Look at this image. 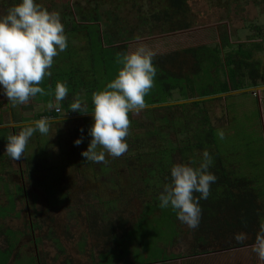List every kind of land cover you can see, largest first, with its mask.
Returning a JSON list of instances; mask_svg holds the SVG:
<instances>
[{"label":"rangeland","instance_id":"374dc122","mask_svg":"<svg viewBox=\"0 0 264 264\" xmlns=\"http://www.w3.org/2000/svg\"><path fill=\"white\" fill-rule=\"evenodd\" d=\"M3 1L4 0H0V3ZM39 1L48 8L59 11L62 17V12L65 10L67 5L72 6L78 1L81 2L82 5H85L87 0ZM241 1L238 0V3H233L229 0H193L190 3L192 8V28L183 31L149 36H147L148 34L144 32H140L142 37L130 43L129 52L134 50L140 44L154 49L156 56L168 55L170 53L176 52L177 50L188 47H197L200 45H219V47L222 48L226 43L223 37L225 34H227L229 41L233 45H236L240 42H248L249 40L261 42L263 48L260 49V51H257L255 55L258 58L264 60V6H257L254 3L243 5V2L246 0ZM110 7L111 6L109 3L103 6L104 9ZM5 10L6 7L0 4V14L5 12ZM126 17L127 20L134 19L133 14L127 15ZM259 27H261V29ZM261 35L263 36L261 37ZM74 42L76 44L79 43V41ZM222 55L224 56V52ZM208 58L210 57L205 59L199 74L197 73L195 75L200 79L196 82L197 86H199L198 84L201 81L205 82L206 85L208 83V75L210 74V64L209 60H207ZM96 61L98 62L99 73H97V76H99L101 80H104L105 75L102 73L100 57L98 55L96 56ZM187 62L189 65L188 68L182 70L181 72L178 65L173 68V72L176 76H180L181 73H185L189 70V67L192 64V59H190V61L188 60ZM108 66L110 71L113 69H115V71L116 69L119 71L117 62L113 60H110ZM117 74L118 72H108V79L112 81L117 76ZM221 79H223V77ZM97 83L98 89L102 90L104 88L102 84L100 82ZM66 84L67 86L69 85V83ZM215 85L216 84L214 83L213 87H215ZM246 85H248L247 88H244L246 91L226 93L224 95H220L221 98H219L220 96H217L215 98L219 99L208 101L203 104V106L209 111L212 122L224 132V134L222 133L223 135H221V133L217 134V144L219 145L220 153L223 154L227 160V165H232L234 168L236 167L235 169L237 174L242 176L244 175L252 179L255 185H257V188L260 189V191H264V94L259 93V90L256 88L253 89L250 84ZM160 86L161 83H156L155 79L152 89L145 97L146 106L150 105L154 107L160 104H172L173 102L181 101L179 99H174L170 100L169 102L151 104L153 93L155 91H153V89H158ZM166 91L167 90L165 89L164 92H159L161 97L165 96V99L170 97L168 96L169 94H166ZM255 92L259 93L257 97L254 95ZM172 93L173 98H178L181 95L179 90H173ZM6 99L7 98L2 94V92H0V111L4 112L2 116L5 117V122L9 124V116L11 117L12 112H17H15L14 109L18 110L20 106L22 107L23 105L30 104V102L28 101L25 104H19L13 107L7 102L8 99L7 101ZM36 105V103H31L30 105L23 106L22 110L30 109V107L35 111L41 110L42 106L39 105L38 107ZM141 111L143 110L134 113V117H143L149 120V116H142L141 114H144L145 112ZM158 113V119L149 122V127L150 125L157 128L158 126L162 128L163 125L165 127L164 121L166 120L168 114H164L163 110H160ZM84 119L85 118L83 117L73 118L67 123L60 124V129H57L58 131H56L54 134L50 135L49 137L42 135L43 141L40 142L38 146L36 137L32 136L29 140V142L31 141L30 146L28 144L26 146V155L24 153L23 162H20V160L17 161L11 159L5 152L7 143L3 144V141L1 143L3 147H1V149L4 152V157L7 160L6 164H9L8 167H6V173L0 172V217L8 216L11 211H13V204L11 203L9 206L6 193H15L14 187L16 183L18 184L22 182L23 185L28 187L29 192L32 195H35V197H30L28 200L19 195L17 196L16 204L19 210H14L13 212H17V214L19 213L18 218L21 219H19L20 223L17 220L18 218L15 219L13 217L9 219L4 218L0 221V231L2 230L4 232L2 234L0 233L1 249L7 248L9 245V234L5 233V228L9 227L14 230H22L24 227H26L25 231L22 230L21 236L19 237L21 247L26 248L21 249V251L25 253V256H22L16 260L14 264H29L30 262H33L31 257L34 256V252L32 250L34 248L33 240L35 238L41 241V250L46 256L50 258L48 261L50 262L49 264H60L65 257L70 258L72 261H76L78 263H84V261L89 259L96 257L98 258V254L104 252L101 243L94 244L92 242V246L88 245L87 243V247H81L83 240H85L86 243L89 224V221L85 217L84 210H82L83 202L84 204H92L91 201L82 199L81 194L83 192H95L97 189H99V194L110 195V192L106 190L109 188L106 185L105 188H103V185L100 183L102 180H100V182L98 181V175L96 174L94 168H79L81 162L77 158L71 159L70 163L64 164L68 165L60 170L55 169L51 174L47 173L48 171H45L47 169L51 171L53 168L58 167L57 165L63 164L62 162L64 161V157L69 156V154L64 156L57 154V152L62 148L66 153H69L73 144L70 142L69 135L72 134V131H74L76 127L80 126L79 122L83 124ZM3 132L4 130L0 131V133ZM35 149L42 151V154L36 158L41 161H35L36 159L30 160ZM25 157H27V161L25 160ZM106 157H108L107 154ZM32 161L34 162L32 165H30V162ZM76 168L78 171H82V174H77L75 171ZM36 169H39V171H34L33 173L29 174L31 170ZM8 170H10L11 173ZM43 171L45 172V175L42 173ZM21 173L24 175V177L20 175ZM53 173H56L57 176L59 175V177L62 176L61 180H59L60 182L69 183L68 188H70L71 193H69V200L66 202L69 203L70 206H66L65 202V205L62 207L50 208L51 204L48 202L50 193H48L46 186L51 180V176H54ZM92 179H95L96 182H98L96 187L91 184ZM5 182L11 184L12 187L10 191L7 189L8 186ZM122 186V193H120L118 190H111V193L113 195L117 193L120 195L125 194L131 199V201L127 205L122 206L121 210L118 212V214H122L128 219L129 228L139 218L140 212L142 211L143 213V207L146 202L143 203L142 198L140 200L135 194H133L131 197L130 188L124 190L126 186L125 179L122 183ZM84 187L88 188L89 190L81 191L80 188ZM93 187L95 189H93ZM156 187L157 186L154 185L151 186V188L158 190ZM61 188L62 187L59 186V194L57 192L56 198L60 199L66 195V192H62L65 190H62ZM132 190L134 191L135 188L133 187ZM150 194H152L151 190ZM28 204L30 207H26ZM39 209L41 212H43L41 217H38L35 212ZM173 212L174 211L171 209V214L170 210H168L158 220L157 224L155 223V225H158V227H164L158 240L163 239L165 235H169V232L174 235V233L171 231L174 228V220L171 222V226L169 223V221L174 218ZM30 213H33V215L30 216ZM30 218L32 219V222L39 224L40 226L34 231L29 229ZM180 223L181 237L178 239L177 244L174 246H168L166 248L169 254L183 253V251L186 249V245L183 246L179 241L188 239L191 236L189 233L190 228L185 223H182L181 221ZM49 226L53 227L52 232L50 231ZM55 239H58L61 242L65 250V255H59L58 249L55 245ZM178 243H180L181 246H178ZM182 243H184V241ZM159 252L160 250L155 247V245H153V248H150V250L146 251L145 256L137 251H134L133 254H137V256H134L135 262L138 264H146V262L152 261L151 259H153L154 256L158 257L160 255V257H163V253ZM3 254L4 253L0 251V264H4L5 261L3 260L5 257ZM113 259L114 258H110L109 262H114Z\"/></svg>","mask_w":264,"mask_h":264},{"label":"trees","instance_id":"16d2710c","mask_svg":"<svg viewBox=\"0 0 264 264\" xmlns=\"http://www.w3.org/2000/svg\"><path fill=\"white\" fill-rule=\"evenodd\" d=\"M192 1L87 0L85 5L79 1L72 6L67 5L61 18L68 38V47L54 57L51 77H45L40 84L45 89V94L37 95L52 103L57 82H66L69 83L70 90L65 99L61 101V107L70 111L71 103L79 97L86 103L87 109L93 111L92 95L99 90L97 82L105 87L111 82L108 79V72H118L117 69V72L115 69L111 71L108 69L110 60L117 62V54L129 52L130 43L141 38L143 32L149 36L192 28L190 4ZM229 1L238 3V0ZM3 2L6 10L2 15L6 14L7 10L18 0H4ZM38 2L41 3L39 0ZM107 3L111 7L104 9L103 6ZM249 3L264 6V0H246L243 5ZM41 4L48 10H52L43 3ZM130 14H133V20H127L126 16ZM259 28L261 29V27ZM223 39L226 43L222 48L219 45H200L154 57L153 63L157 68L155 79L156 83H161V86L158 89H153L155 91L151 104L169 102L174 99L205 98V100L198 99L183 104H168L142 109L144 114L150 116L157 117L160 110H163L164 114H168V116L165 121L163 120L165 122L164 129L160 126L158 128L147 126L146 134L149 137L147 141L151 144L150 151H143L144 155H140V160L144 159L143 161L146 162L156 160L160 163L165 160L170 163L174 160L175 150H179L187 162L192 163L194 161V166H199L205 151L212 157L209 171L216 175L217 180L211 184L208 198L200 200L202 216L197 236L203 242L206 240L205 234L208 235V230L213 226L211 221L215 220L221 224L222 220L219 213L223 209H228L224 205L226 201L229 202L230 209L233 205L238 208L239 202L244 205L240 216L231 217V220H242L244 226H247L249 230H252L255 224L258 226L264 224V217L261 213L264 205L259 206L256 203V199L260 198L263 192L252 186V179L238 176L231 166L228 167L227 160L220 153L217 144V134H224V132L212 122L209 111L203 106L206 102L214 100V96L231 90H242L247 88L248 85L246 84H250L252 87L260 84L258 80L264 79V66H262V60L257 58L255 53L260 51L263 45L255 40L233 45L227 34L224 35ZM74 41H79V43L76 44ZM223 52L224 56L222 55ZM97 55L100 57L102 73L105 75L104 80L97 76ZM207 57L211 58L207 59L210 64L208 83L206 85L205 82L201 81L197 86L196 82L200 79L195 75L199 74ZM189 58L192 59L189 70L181 73L180 76H176L173 68L178 65L180 72L188 68L187 61H190ZM117 64L118 69H120L122 65L118 62ZM222 77L223 79H221ZM214 83L216 84L215 87H213ZM165 89L167 90L166 94L170 96L166 99L165 96L161 97L159 93L160 91L164 92ZM173 90H179L181 95L178 98H173ZM82 93L84 95L81 96ZM55 108L47 110L46 117L57 116L58 112ZM2 124L0 119V125ZM2 130H4L7 139L10 128H1L0 131ZM154 137L157 138L158 142L155 141L152 144L151 139ZM5 160L0 143V170ZM25 160L27 161V157ZM242 183L244 186L240 185ZM243 192L246 194L241 201L240 195ZM195 195L199 196V193H195ZM211 204L214 208L211 207Z\"/></svg>","mask_w":264,"mask_h":264},{"label":"flooded vegetation","instance_id":"af4514ba","mask_svg":"<svg viewBox=\"0 0 264 264\" xmlns=\"http://www.w3.org/2000/svg\"><path fill=\"white\" fill-rule=\"evenodd\" d=\"M0 4L5 6L4 2H1ZM261 60L264 66V60ZM258 81L260 84L258 86H254L253 88L264 87V79H259ZM258 90L259 93L264 94V88ZM234 92L242 91L231 90L227 93ZM259 93L255 92L254 95H256L257 97ZM224 94L226 93H223L221 95ZM217 96H214V98ZM219 98H221V96ZM146 107L153 106L148 105L145 106V108ZM134 113L129 114L130 129L129 134L126 137L128 150L122 156L114 158L108 155V157H106V162L96 164L94 162L86 161V159L81 155L82 151L88 148L91 141V136L88 134V131L93 124V118L92 116H90L83 120V124L79 122L80 126L76 127L75 130L72 131V134L69 135L70 142L73 143L71 146L72 149L69 151V153H66L61 147V150L57 152V154L64 156L66 154H69V156L64 157V161L62 162L63 164L57 165L58 167L53 168L51 171L49 169L45 170L48 171L47 173L51 174L55 169L60 170L64 168L66 165H68L64 164L70 163L71 159L77 158L81 162L79 168H94L96 174L98 175V181L100 182V180H102V182L100 183L103 185V188H105L106 185L110 189H106L110 192V195L99 194V189H97V191L95 192H83L81 194L82 199H87L92 202V204H84L83 202L82 206V210H84L85 217L89 221V224L86 243L85 240H83L81 247H87V243L90 246H92V242L94 244L101 243L104 252L99 253V257H96L97 259L92 258L84 261V263H78L76 261H72L70 258L65 257L60 264H138L134 259V256H137V254H133V252L137 251L145 256L146 251L150 250V248H153V245H155V247L160 250L159 253H163V257H160V255L158 257L154 256V258L151 259L152 261L146 262V264H264V260H261L252 250V246L255 243L256 235L260 230V226L255 224L253 229L249 230L247 226H244L242 220H231V217H238L243 211L244 205L241 202H239L238 208L233 205L231 209L229 207L228 201L224 203V205L227 206L228 209H223L219 213L222 220L221 224H219V222L215 220L211 221V225L213 226L210 230H208V235L205 234L206 240L204 242L197 236V230L199 226L195 229L190 228L189 233L191 234V236L188 239L179 241L183 246L186 245L185 251H183V253L181 252L172 254H169V252H167L166 248L168 246H174L175 244H177L178 239H180L181 237V223L177 219L176 213L173 212L174 218L170 220L169 223L171 226V222L174 220V228L173 230H171L174 235L169 232V235H165L163 239L158 240L160 233L164 227H158V225H155V223L157 224L158 220L168 210H170L171 213L170 207L167 209H161L159 207L158 197L160 192L163 190V187L171 183L172 166L176 163L191 162H187L182 154H180L181 152L179 150H175L174 160L170 163L165 160L161 161L162 163L156 160L148 162L143 161L144 159L140 160V155L143 154V151H150L151 146V144H149V141H147L149 140V137L146 134L148 131L146 127L148 126L149 122L158 119L159 116H150L149 114L142 113V116H149V120H147L143 117L135 118ZM134 121H137V123H134ZM57 129H60V127L54 123H51L50 131L48 134H46V137L54 134L56 131H58ZM81 129H83V133L81 132ZM17 133L18 132H16V134ZM82 135L83 142L79 146H76L74 144V141ZM33 136H35L40 142L43 141V136L38 131L35 132ZM156 139V137L151 139L152 144H154L153 142L155 141L156 143L158 142ZM29 143H31V141ZM23 159L24 156L22 157L20 162H23ZM6 162L7 160L3 162V167H1L0 172L6 173V167H8L9 164H6ZM33 162L34 161L30 162V165H32ZM229 166H231L233 170L236 171V167L234 168L232 165H228V167ZM8 171L10 172V170ZM34 171H39V169H36ZM75 171L77 172V174H82V171H78L77 168L75 169ZM31 172L32 170L29 173ZM42 173L45 175L44 171ZM20 175L24 177L22 173ZM53 175L54 176H51V180L47 183L46 186L48 193H50L49 199L51 200L50 201L48 199V202H50L51 204L50 208L62 207L65 205V202L69 200V193H71L70 188H68L69 183H62L59 181L61 180L62 176L59 177V175L57 176L56 173H53ZM237 175L242 176L239 174ZM124 179L126 181L124 190L130 188L131 197L133 196V194H135L136 197H139L140 200L142 198L143 203L146 202L143 207V213L142 211L140 212L139 218L129 228L128 219L125 218L122 214H118V212L121 210V207L127 205L131 201V199L125 194L120 195L119 193H117L113 195L111 193V190H118L120 193H122V183ZM237 181H239V179H237ZM5 183L8 186L7 189H9L10 191L12 187L11 184L7 182ZM91 184L96 187L98 182H96L95 179H92ZM152 185L157 186L156 188L158 190H156L155 188H151ZM240 185L244 186V183ZM59 186L62 187V190H65L62 192H66V195L61 197L60 199L56 198ZM252 186L256 190L260 191V189L257 188V185H255L254 181ZM94 187L93 189H95ZM133 187L135 188L134 191L132 190ZM14 188L15 193H6L9 201V206L11 205V203L13 204V211L19 210L16 204V198L18 195L24 197L26 200H28V198L30 197H35V195H32L29 192L28 187L23 185L22 182L18 184L16 183ZM80 190L84 191L89 189L84 187L80 188ZM150 190L152 194H150ZM262 192L263 195L260 198L256 199V203L259 206L264 205V191ZM244 194L246 193L243 192V194L240 195L242 198L241 201L243 200ZM66 206H70V204L66 202ZM26 207H30V205L28 204ZM211 207L214 208L213 204H211ZM13 211H11L8 216L0 217V221L4 218H18L19 213L17 214V212ZM230 211L232 213V216ZM35 212L38 217H41L43 215V212H41L40 209ZM261 213L264 216V208L261 210ZM32 215L33 213H30V216ZM19 219L20 218L17 219L18 222ZM29 222V229L31 231H34L36 228L40 227L39 224H35L34 222H32L31 218ZM49 227L50 231L52 232L53 227ZM5 229V233L9 234V245L7 248H0V251L4 253L3 256H5L3 259L5 260L4 264H14L16 260H18L22 256H25V253L21 251V249L25 247H21L19 237L21 236L22 230L25 231L26 227H24L22 230H14L9 227ZM0 233L2 234L4 232L1 230ZM239 233H244L246 236V239L243 242H238L235 238ZM183 241L184 243H182ZM180 243H178V246H181ZM55 245L58 249L59 255H65V250L58 239H55ZM33 246L34 248L32 251L34 252V256H32V254V257L30 256L33 259V262H30L29 264H49L50 262L48 261L50 258L46 256L41 250V241L35 238L33 240ZM110 258H114V262H109Z\"/></svg>","mask_w":264,"mask_h":264},{"label":"clouds","instance_id":"9594fccd","mask_svg":"<svg viewBox=\"0 0 264 264\" xmlns=\"http://www.w3.org/2000/svg\"><path fill=\"white\" fill-rule=\"evenodd\" d=\"M67 47L68 38L60 12L48 10L38 0H18L6 14L0 15V92L13 107L27 103L37 94H45L40 84L45 77H51L54 57ZM155 56V50L143 44L130 52L117 54V62L122 67L111 82L93 93L94 110L89 111L79 97L71 103L72 111L92 113L93 124L88 131L91 141L81 153L86 161L101 164L106 162V154L117 158L128 150L129 113L138 112L146 106L145 97L157 75L153 63ZM68 92L66 82H57V105ZM52 107L49 104V108ZM50 123L44 117L31 125L22 126L17 134L7 137L5 152L11 159L21 160L30 138L37 131L42 135L48 134ZM82 142L83 135L74 144L79 146ZM194 163L174 164L171 183L163 187L158 197L161 209L170 207L177 219L192 229L200 224V200L208 198L210 186L217 180L216 175L209 171L212 157L207 151L203 153L199 166L194 167ZM235 238L243 242L246 236L239 233ZM252 250L264 260V224L257 232Z\"/></svg>","mask_w":264,"mask_h":264},{"label":"crops","instance_id":"0c3cea01","mask_svg":"<svg viewBox=\"0 0 264 264\" xmlns=\"http://www.w3.org/2000/svg\"><path fill=\"white\" fill-rule=\"evenodd\" d=\"M80 95L82 96L84 94L82 93ZM6 101H7V99H6ZM7 102L12 105V103L10 101H7ZM29 102H30V104L36 103L37 104L36 106H38V107H39V105H41L43 109L41 108V110L35 111L30 106H28V107H30V109H23L22 110L23 106H27L30 104L23 105L22 107L20 106L18 110L14 109L15 112L17 111L16 113L12 112L11 117L9 116V118H8V120L10 121L9 124H7L5 122V117L2 116V114H4V112L0 111V119L3 122V124L0 126H4V125L8 126V127H0V129L1 128H10V134L9 135L16 134V132H19V129L21 130L22 126L31 125L34 121L46 117L47 116V112H46L47 110L54 109L55 107H61V105H60L61 102H59V104L57 105V102L55 101V95L53 97L52 103L47 101L46 98H41L38 95L36 97L30 98ZM49 104H52L53 107L49 108ZM61 109H62V112L57 113L56 114L57 116H50V117H46V118H48L51 123H54V124L60 126V124L67 123L70 120H72L73 118H81V117L88 118V117L92 116V113H86L85 114V113H81L79 111H72V110L69 111V110L62 108V107H61ZM33 137H35V136H33ZM2 141L4 142L3 144L7 143V139H6L4 132L0 133V143H2ZM36 142H37V146H38L40 144V141L37 138H36ZM28 145L30 146V143H28ZM1 147H2V145H1ZM43 151H44V149H43ZM40 154H42V151L39 149H35L34 154L30 158V160H32V159L35 160ZM25 155H26V153H25ZM36 160L41 161L39 159H36Z\"/></svg>","mask_w":264,"mask_h":264},{"label":"water","instance_id":"95a60500","mask_svg":"<svg viewBox=\"0 0 264 264\" xmlns=\"http://www.w3.org/2000/svg\"><path fill=\"white\" fill-rule=\"evenodd\" d=\"M261 88L263 89L264 87H258L256 89H261ZM241 91H246V90H241ZM198 99H203V98H195V99H191V100H181V101L173 102L172 104H183L185 102H190V101H194V100H198ZM160 105H168V104H160ZM0 127H8V126L4 125V126H0Z\"/></svg>","mask_w":264,"mask_h":264},{"label":"built area","instance_id":"2783aa9c","mask_svg":"<svg viewBox=\"0 0 264 264\" xmlns=\"http://www.w3.org/2000/svg\"><path fill=\"white\" fill-rule=\"evenodd\" d=\"M59 108V110H57V108H56V111L58 112V113H61L62 112V109L60 108V107H58Z\"/></svg>","mask_w":264,"mask_h":264}]
</instances>
